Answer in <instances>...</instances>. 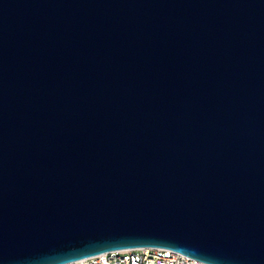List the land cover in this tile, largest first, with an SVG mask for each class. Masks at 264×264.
Returning <instances> with one entry per match:
<instances>
[{
    "label": "water",
    "instance_id": "water-1",
    "mask_svg": "<svg viewBox=\"0 0 264 264\" xmlns=\"http://www.w3.org/2000/svg\"><path fill=\"white\" fill-rule=\"evenodd\" d=\"M138 247L264 264V0H0V264Z\"/></svg>",
    "mask_w": 264,
    "mask_h": 264
},
{
    "label": "built area",
    "instance_id": "built-area-1",
    "mask_svg": "<svg viewBox=\"0 0 264 264\" xmlns=\"http://www.w3.org/2000/svg\"><path fill=\"white\" fill-rule=\"evenodd\" d=\"M65 264H208L163 247L110 250Z\"/></svg>",
    "mask_w": 264,
    "mask_h": 264
}]
</instances>
